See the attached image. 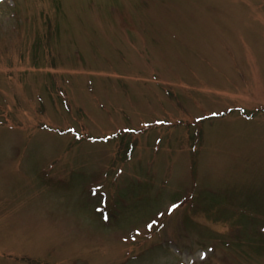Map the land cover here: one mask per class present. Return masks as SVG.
<instances>
[{"label":"rangeland","instance_id":"rangeland-1","mask_svg":"<svg viewBox=\"0 0 264 264\" xmlns=\"http://www.w3.org/2000/svg\"><path fill=\"white\" fill-rule=\"evenodd\" d=\"M134 130L126 165L105 141ZM25 260L264 264V0H0V264Z\"/></svg>","mask_w":264,"mask_h":264},{"label":"trees","instance_id":"trees-1","mask_svg":"<svg viewBox=\"0 0 264 264\" xmlns=\"http://www.w3.org/2000/svg\"><path fill=\"white\" fill-rule=\"evenodd\" d=\"M121 141H123V139H121ZM120 144H123V143L120 142ZM134 146H135V143L133 142L131 146H128V148H129V149H132V148L134 149ZM125 147H127V146H125ZM119 149H121V147H120ZM132 151H133V150H132Z\"/></svg>","mask_w":264,"mask_h":264},{"label":"snow or ice","instance_id":"snow-or-ice-1","mask_svg":"<svg viewBox=\"0 0 264 264\" xmlns=\"http://www.w3.org/2000/svg\"><path fill=\"white\" fill-rule=\"evenodd\" d=\"M173 207H175V205H174ZM149 227H151V225H149ZM200 259H204V257H203V256H201V257H200Z\"/></svg>","mask_w":264,"mask_h":264}]
</instances>
